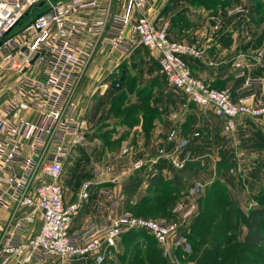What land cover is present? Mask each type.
Returning a JSON list of instances; mask_svg holds the SVG:
<instances>
[{"label": "crops", "instance_id": "0c3cea01", "mask_svg": "<svg viewBox=\"0 0 264 264\" xmlns=\"http://www.w3.org/2000/svg\"><path fill=\"white\" fill-rule=\"evenodd\" d=\"M127 2L98 0L95 9L78 14L86 20L88 27L75 44L88 53L89 59L70 100L84 133V141L70 150L58 181L65 206L75 201L83 182H90L91 189L90 198L73 216V230L88 222L122 214L120 204L125 195L126 179L131 173L143 178L140 189L147 187L148 177L159 173L166 180H174L178 176L181 180V201L188 202L184 199L189 198V193H194L193 188L204 197V191L212 180L200 185L189 182V178L203 172L205 158L212 156L213 177H217L220 164L229 168L220 180L237 203L232 192L238 193L241 186L234 183L232 176V139L249 142L251 148L264 149V136L260 132H254L256 138L251 136L254 126L248 120H238L234 136L224 134L223 120L173 89L159 72L157 53L140 45L137 39H128L125 49H114L105 42L112 16L124 14ZM174 2L151 0L142 12H131V16L137 19L142 13L156 26L160 25V18L169 23L174 18L183 17L182 7L174 8ZM240 2L236 0L233 6L231 2L230 7L218 6L215 10L197 8V18H190L189 21L195 25L184 33L171 24L167 28L171 40L192 45L201 52V58L186 57L193 76L208 86L228 92L237 103L253 97L264 98L260 96V85L247 84L264 77V58L258 66L251 65L253 53L263 44L264 38H256L250 18H240L245 11ZM8 89L11 93L8 99H17L14 86ZM3 92L0 90V95ZM117 96L122 97L123 103L117 112H113L110 101ZM129 109H133L132 117L125 116ZM36 116L33 110L19 114L30 123L35 121ZM18 143L22 156H26L29 141L21 139ZM125 156H133V160L129 159L126 164ZM137 162L140 167L131 169ZM14 168H17L16 164ZM99 168H116V175L105 174L96 178V172L101 170ZM40 180L48 181L45 178ZM100 191L111 193L118 207L111 210L108 201L99 195ZM200 198L196 199L198 203L202 200ZM29 214L31 208L17 205L5 197V204L0 208V242L14 222ZM33 215V224L26 227L21 241L30 238L41 224L40 215L36 212ZM103 256L99 253L52 264H107V256L106 260Z\"/></svg>", "mask_w": 264, "mask_h": 264}, {"label": "built area", "instance_id": "2783aa9c", "mask_svg": "<svg viewBox=\"0 0 264 264\" xmlns=\"http://www.w3.org/2000/svg\"><path fill=\"white\" fill-rule=\"evenodd\" d=\"M150 1L128 0L125 13L112 16L105 42L114 49H125L128 39H137L140 45L156 52L160 74L190 102L222 119L224 132L234 131L241 117H263L264 104H238L228 92L210 88L194 77L185 58H201V52L169 39L163 19H158L160 25L156 26L142 13L132 18L131 12H142ZM41 3L39 8L44 10L21 25ZM97 5L98 0H0V61L22 77L14 89L18 98L0 103V208L5 197L31 208V214L14 222L3 235L0 264H52L87 258L114 246L120 236L132 230L147 232L169 264H181L172 254L179 222L120 214L73 230V216L90 198L91 183L81 184L74 202L67 206L63 202L58 181L63 164L73 146L84 141L70 100L89 59L88 53L75 44L88 27L78 14ZM19 24L21 29L13 32ZM247 84L262 86L264 94V80ZM28 110L37 113L32 123L19 117ZM21 139L29 141L26 156H22L18 143ZM138 167L140 163L135 164ZM105 174L115 176L116 172L101 169L95 177ZM99 195L108 201L111 210L118 207L109 192L100 191ZM33 212L40 215L41 224L30 238L21 241L26 227L33 224ZM173 212H182L185 222L194 207L183 209L177 205Z\"/></svg>", "mask_w": 264, "mask_h": 264}, {"label": "rangeland", "instance_id": "374dc122", "mask_svg": "<svg viewBox=\"0 0 264 264\" xmlns=\"http://www.w3.org/2000/svg\"><path fill=\"white\" fill-rule=\"evenodd\" d=\"M222 3H225V6L227 7L231 6V3L228 5L229 3L228 0H224V1L222 0ZM240 3L245 6L244 7L245 11L241 13L242 17L240 18H244V19L250 18V21H252L254 25L253 29H254L255 35L257 36L256 38L263 39L264 38V9H263L264 0H241ZM256 3L261 4L263 12L257 13L256 11H254ZM233 4L235 5L236 1L232 2V6ZM173 6L174 8L182 7L181 12L183 13V17L180 19V21H175L174 27L181 26L182 28L180 30L181 32L183 30V33L186 32L188 29H190L192 25L193 26L195 25V23L192 24L189 21H190V18L194 20L197 18V13L195 12L196 10H198L197 8H201L205 10L202 4L198 5V0H175ZM40 10L41 9L39 8L31 12L28 18L21 22V25L24 23H28V21L31 20L33 15L36 13H39ZM43 10H44V7L42 8V11ZM238 17H239V14H238ZM167 24L169 26L171 22L169 23L167 22ZM21 25L19 24L15 26L13 29V32H16L19 29H21ZM255 26H257V28H255ZM261 45L258 46L259 48H256L257 50L254 51L253 53L254 60H252V64H251L253 67L258 66L260 63L259 61H261V59L264 58V40H263V44ZM20 78L22 77L12 72L9 69L8 65L3 64L0 61V90L4 91L0 95V102L3 100L5 101L6 99L10 97L9 94L11 93L10 91H8L9 90L8 88H10L11 86H14V89H15L18 83V80ZM260 80L261 81L264 80V77H260L256 81H260ZM245 86H248V85L245 84ZM259 87H260V96L262 95V97H264V94L261 93L263 88L262 86H259ZM216 90H219V89H216ZM219 91H223V90H219ZM256 103L264 104V98L256 99L253 97L243 102H238V104H256ZM240 119L248 120L251 122V124H253L254 131L252 132V130H250L252 132L251 136H254V138H256L257 134H255L254 132L256 133L260 132L264 136V116L261 118H256V119H247V118L241 117L238 120ZM236 130H237V124H236V128L234 129V131L230 133H227L224 131L223 132L226 135L232 134V136H234V134L236 133ZM237 140L238 139L236 140L232 139V168L231 169H232V176H234V180H235L234 183L239 184L241 188H240V191L237 190L238 193L233 191L232 196H234L233 198L237 199L238 201L236 203L237 207L241 211L242 215L245 217L249 209L254 208L258 205V203L254 200V196H256L260 191L264 190V149L259 150V149H256L255 147L251 148L248 145L249 142L241 143V142H238ZM256 144H259V143H256ZM262 147L264 148V144L262 145ZM226 158H228V156H226ZM129 159L133 160V156L131 157L127 156L125 158L126 164ZM205 159H206L205 170L199 174L191 175L189 178L190 180L189 182L193 184L198 183L200 185H203L204 183H209L210 180H212V182L214 181L215 177H213V172H212L213 167H214L213 166L214 157L213 156L212 158L206 157ZM224 160L228 161V159H224ZM224 166L225 165H223V167ZM99 169H105V168H99ZM109 169L111 170L112 168H109ZM115 169L116 168L112 170L116 172ZM121 169L125 170L129 168H121ZM131 169L134 170L138 168H131ZM134 175L135 173H131L128 179H126L124 189H126V184L129 178L133 177ZM146 188L147 187H142L141 189L138 188L135 191H133L132 189H129V191H125L124 199L122 203L120 204L122 214H130L134 217H141L145 219H164L165 221L179 222L181 224V227L179 230L178 237L176 238V242H175L176 245L172 248V254L178 259V261L181 264H196V260H195L196 253L195 252L192 253L191 247L188 244L186 236L190 234L189 225L191 224L192 220L197 216L198 212L204 205L205 194L203 195L204 197H202V193H199L198 191H196L195 188H193L195 190L194 193H192V195H190L189 193V198L184 199L185 201L192 202L193 204L184 202L183 200L181 201L180 199L178 200L179 202L177 205H181L183 209L189 206L194 207L193 214L185 222H182L181 214L183 211L180 213H176L175 218L167 219L165 217L160 216L161 214L159 215L155 214L152 216L151 215L150 216H143V215L136 216L129 209H126V204L128 203L134 204L139 198H141L143 195L146 194L147 192ZM199 197H201L200 199H202L200 204L196 201V199ZM244 232H245V227H244L243 218L242 219L239 218L237 220V224L235 228H232L230 239L227 240V242H225V244L227 245V248L222 258L223 263L228 264L235 260L236 252L239 246L241 245V239L243 237ZM152 245L153 244L151 242H148L147 240H137V239L136 240H125L122 238V236H120L114 246L105 248L97 252L96 254L102 253V255H104L103 259L105 258L104 260H106L105 256H107V264H159V262H157V257H155L153 253L152 254L150 253V256L155 257V258L151 259L149 257H146L148 254V251L153 252L155 251V248L160 251L158 246L154 248V246ZM166 262L167 264H169L167 260Z\"/></svg>", "mask_w": 264, "mask_h": 264}, {"label": "trees", "instance_id": "16d2710c", "mask_svg": "<svg viewBox=\"0 0 264 264\" xmlns=\"http://www.w3.org/2000/svg\"><path fill=\"white\" fill-rule=\"evenodd\" d=\"M228 1L229 5L236 0ZM201 4L205 9L215 10L218 6L221 8L226 7L222 0H198V5ZM35 9L39 8L36 7ZM40 9V12L34 15L40 14L42 8ZM263 9L260 3H256L254 11L261 13ZM181 18L172 19L171 26L174 27L175 21H180ZM176 28L179 30L182 27L178 26ZM167 36L171 39L168 29ZM186 63L191 71V66L187 61ZM208 87L216 89L211 86ZM110 102V110L117 112L119 107L122 106L123 99L117 96L112 98ZM117 114L121 115V113ZM132 114L133 109H129L125 116L132 117ZM228 169L220 164L217 168V177L206 188L204 205L189 225L190 234L186 236L188 244L192 253H196V264H225L222 262L227 248L225 242L230 239L232 228H235L237 220L243 218L245 232L241 239V245L237 249L235 260L228 264H264V190L254 196V200L258 205L249 209L244 217L235 201L231 199L228 189L220 180V177ZM141 183L142 179L134 175L129 178L125 191H129V189L135 191ZM180 184L181 180L178 176H175L174 180H166L159 173L148 177L146 194L134 204H126V209H129L136 216L161 214L162 217L173 219L176 216L173 210L179 202V193L182 191ZM122 238L125 240H147L153 244L154 248L157 247L154 238L142 230L126 232L122 235ZM150 253L157 257L159 264H167L158 249L155 248L153 252L148 251L146 256L151 259L155 258L151 257Z\"/></svg>", "mask_w": 264, "mask_h": 264}, {"label": "water", "instance_id": "95a60500", "mask_svg": "<svg viewBox=\"0 0 264 264\" xmlns=\"http://www.w3.org/2000/svg\"><path fill=\"white\" fill-rule=\"evenodd\" d=\"M54 1H56V0H54ZM42 5H43L42 3L39 4V5H37V8L41 7ZM29 63L32 64L33 63V60H31Z\"/></svg>", "mask_w": 264, "mask_h": 264}]
</instances>
